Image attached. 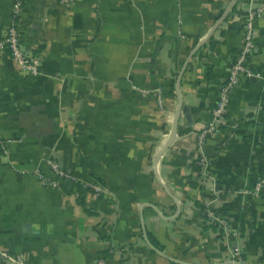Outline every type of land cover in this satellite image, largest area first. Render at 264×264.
Returning <instances> with one entry per match:
<instances>
[{
  "label": "crops",
  "instance_id": "crops-1",
  "mask_svg": "<svg viewBox=\"0 0 264 264\" xmlns=\"http://www.w3.org/2000/svg\"><path fill=\"white\" fill-rule=\"evenodd\" d=\"M21 1L0 0V31L16 20L40 64L0 54V264H264V184L244 193L264 178V10L195 164L264 0Z\"/></svg>",
  "mask_w": 264,
  "mask_h": 264
},
{
  "label": "built area",
  "instance_id": "built-area-1",
  "mask_svg": "<svg viewBox=\"0 0 264 264\" xmlns=\"http://www.w3.org/2000/svg\"><path fill=\"white\" fill-rule=\"evenodd\" d=\"M62 4L69 5L70 0H60ZM22 1L15 0V17L21 11ZM263 8L250 9L248 11V18L244 26V45L236 59V61L228 68V75L225 82L220 87L218 93V99L215 106L212 109L211 121L199 132L198 135V154L195 164L198 165L203 175H206V169L210 165V161L205 152V143L209 136L214 135L218 130L219 126L224 123L225 117L228 113V106L230 97L236 86L240 83L241 75L245 74L248 76L253 75L246 63L249 57L254 53L256 49V38L254 31V19L263 12ZM8 51L12 57L21 65L22 68L30 70L33 73L38 72L40 64V58L30 51H27L21 42L20 30L18 23L14 20L8 27L0 31V54ZM158 98L161 100V89H158ZM238 124H232L233 128H237ZM53 170L58 176H64L65 173L62 171L58 164L52 163ZM264 184V178L258 181L254 187L247 188L244 190L246 194L258 195L261 192V186ZM96 190H99L97 186H93ZM223 191L217 190L216 195L219 196ZM207 217L212 222L219 223L222 231L230 236L233 234L231 228L227 222L221 218L214 210L210 207L205 209ZM1 256L4 260H8L6 252H1ZM232 260L241 262V251L238 248H234L231 251Z\"/></svg>",
  "mask_w": 264,
  "mask_h": 264
},
{
  "label": "water",
  "instance_id": "water-1",
  "mask_svg": "<svg viewBox=\"0 0 264 264\" xmlns=\"http://www.w3.org/2000/svg\"><path fill=\"white\" fill-rule=\"evenodd\" d=\"M176 124H177V122H176ZM176 124H175V126H174V129H173V131H172V136H174L175 135V133H176ZM171 139L168 141V143L166 144V146L168 145V144H170V142H172V137H170ZM169 146V145H168ZM146 237V236H145ZM146 240H147V243L149 244V246L153 249V250H155L156 252H158L159 254H161V255H164L159 249H157L156 247H154V245L152 244V243H150V241H148V239H147V237H146ZM231 262H233V263H235V264H241V263H239V262H237V261H232L231 260Z\"/></svg>",
  "mask_w": 264,
  "mask_h": 264
},
{
  "label": "trees",
  "instance_id": "trees-1",
  "mask_svg": "<svg viewBox=\"0 0 264 264\" xmlns=\"http://www.w3.org/2000/svg\"><path fill=\"white\" fill-rule=\"evenodd\" d=\"M207 215V214H206Z\"/></svg>",
  "mask_w": 264,
  "mask_h": 264
}]
</instances>
